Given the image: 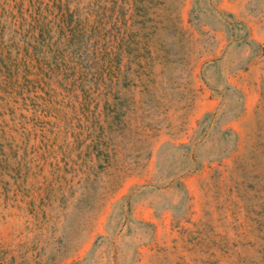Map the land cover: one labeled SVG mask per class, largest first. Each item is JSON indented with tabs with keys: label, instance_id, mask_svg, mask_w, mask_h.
I'll use <instances>...</instances> for the list:
<instances>
[{
	"label": "rangeland",
	"instance_id": "1",
	"mask_svg": "<svg viewBox=\"0 0 264 264\" xmlns=\"http://www.w3.org/2000/svg\"><path fill=\"white\" fill-rule=\"evenodd\" d=\"M0 28V264H264V0H0Z\"/></svg>",
	"mask_w": 264,
	"mask_h": 264
},
{
	"label": "trees",
	"instance_id": "2",
	"mask_svg": "<svg viewBox=\"0 0 264 264\" xmlns=\"http://www.w3.org/2000/svg\"><path fill=\"white\" fill-rule=\"evenodd\" d=\"M142 21L143 23H145V18L144 16L142 17ZM163 22V19L161 17H156V19L153 20V22L151 24L148 25V28L146 30L147 33H149V31H154L156 29V27H158L159 25H161ZM146 25V24H145ZM31 26V25H30ZM149 29V30H148ZM0 33H1V28H0ZM72 35H75L74 30H71V33L69 34V37H71ZM116 92H111L109 91L108 95H115ZM112 96V97H113Z\"/></svg>",
	"mask_w": 264,
	"mask_h": 264
}]
</instances>
